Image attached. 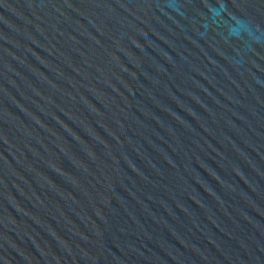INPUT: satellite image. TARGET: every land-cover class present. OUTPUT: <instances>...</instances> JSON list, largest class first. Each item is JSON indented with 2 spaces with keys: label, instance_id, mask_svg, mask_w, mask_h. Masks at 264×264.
I'll list each match as a JSON object with an SVG mask.
<instances>
[{
  "label": "water",
  "instance_id": "water-1",
  "mask_svg": "<svg viewBox=\"0 0 264 264\" xmlns=\"http://www.w3.org/2000/svg\"><path fill=\"white\" fill-rule=\"evenodd\" d=\"M0 264H264V0H0Z\"/></svg>",
  "mask_w": 264,
  "mask_h": 264
}]
</instances>
